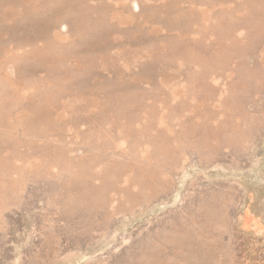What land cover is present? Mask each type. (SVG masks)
I'll list each match as a JSON object with an SVG mask.
<instances>
[{
    "label": "rangeland",
    "instance_id": "rangeland-1",
    "mask_svg": "<svg viewBox=\"0 0 264 264\" xmlns=\"http://www.w3.org/2000/svg\"><path fill=\"white\" fill-rule=\"evenodd\" d=\"M0 264H264V0H0Z\"/></svg>",
    "mask_w": 264,
    "mask_h": 264
},
{
    "label": "bare ground",
    "instance_id": "bare-ground-1",
    "mask_svg": "<svg viewBox=\"0 0 264 264\" xmlns=\"http://www.w3.org/2000/svg\"><path fill=\"white\" fill-rule=\"evenodd\" d=\"M55 32V31H54ZM248 220H252L250 216L247 217ZM253 222V221H252ZM250 223V222H249ZM248 225V224H247Z\"/></svg>",
    "mask_w": 264,
    "mask_h": 264
}]
</instances>
